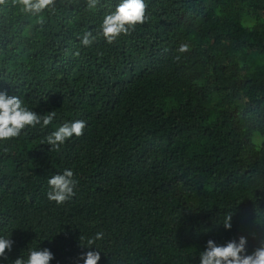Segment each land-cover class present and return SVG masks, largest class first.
<instances>
[{"label":"trees","instance_id":"trees-1","mask_svg":"<svg viewBox=\"0 0 264 264\" xmlns=\"http://www.w3.org/2000/svg\"><path fill=\"white\" fill-rule=\"evenodd\" d=\"M144 2L111 44L101 25L122 0L0 6V92L56 112L0 140V264L45 248L50 264H200L209 240L264 245V0ZM75 120L83 135L52 151ZM65 169L75 195L56 204L47 181Z\"/></svg>","mask_w":264,"mask_h":264},{"label":"clouds","instance_id":"clouds-1","mask_svg":"<svg viewBox=\"0 0 264 264\" xmlns=\"http://www.w3.org/2000/svg\"><path fill=\"white\" fill-rule=\"evenodd\" d=\"M8 0H0V6H7ZM13 4L21 6V11L38 15L49 7H55V0H13ZM89 8L96 7L97 0H87ZM146 7L144 0H122L114 13L106 15L101 25V34L106 41L111 44L116 41L121 34L128 35L134 30L135 25L143 24L146 21ZM95 37L92 32L86 31L82 35L81 43L90 46ZM179 52L188 51L187 44H181ZM77 55L79 53L77 52ZM179 60V56L175 57ZM20 97L10 96L6 92H0V140L18 137L21 130L26 126L35 127L42 121L43 126L52 123L56 112H48L41 116L35 111L22 106ZM86 121L75 120L71 123H64L46 137V144L51 145L52 151L59 150L60 146L73 135L80 137L84 133ZM50 191L47 193L48 199L56 204H64L75 195L74 188L76 181L73 179V172L65 169L63 174H55L48 179ZM225 228L231 229V216L228 217ZM102 233L96 234V239H101ZM94 243L89 241V245ZM13 241L0 237V258L7 259L6 251H11ZM247 238L241 236L238 240H232L226 245H217L214 241L207 242V248L200 254V264H264V245L255 249L252 254H247ZM90 247V246H89ZM54 259V254L49 249L33 250L27 259L17 258L13 264H50ZM81 259L84 264H98L101 259L100 252L88 251Z\"/></svg>","mask_w":264,"mask_h":264}]
</instances>
